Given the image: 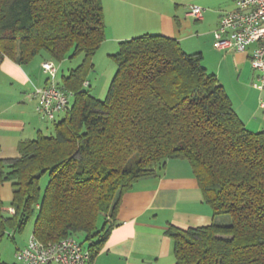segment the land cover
<instances>
[{"label":"trees","instance_id":"1","mask_svg":"<svg viewBox=\"0 0 264 264\" xmlns=\"http://www.w3.org/2000/svg\"><path fill=\"white\" fill-rule=\"evenodd\" d=\"M105 39L102 0H0V63L84 54L63 76L74 101L55 135L23 140L18 157H0V187L12 183L14 209L5 212L0 195V242L35 218L32 235L45 244L84 233L92 264L123 195L169 159H186L214 216L232 221L170 225L176 264H264V130L245 125L200 52L160 34L120 42L108 96L97 98L84 82Z\"/></svg>","mask_w":264,"mask_h":264},{"label":"crops","instance_id":"2","mask_svg":"<svg viewBox=\"0 0 264 264\" xmlns=\"http://www.w3.org/2000/svg\"><path fill=\"white\" fill-rule=\"evenodd\" d=\"M102 3L106 39L96 50L94 63L116 54L120 42L126 39L145 34L175 38L186 52L203 55L205 67L216 74L245 125L253 131L264 130V109L259 105L264 95L258 73L251 64L257 44H251L246 51L218 50L214 46V30L221 17L234 9V0H102ZM192 5L204 8L201 19L189 14ZM46 59L47 56L38 55L20 64L5 57L0 63V157L5 160L18 157L19 143L44 134L48 127L32 94L35 86L49 82L42 69ZM72 69L58 79L61 86L63 76ZM86 81L91 86L89 77ZM64 114L58 113V120ZM0 195L3 210L12 213L11 182L2 184ZM116 218V226L92 264H176L173 241L167 233L170 225L187 229L214 220L219 222V216H214L212 207L204 200L186 159H169L159 175L137 181L123 195ZM27 244L24 241L18 249Z\"/></svg>","mask_w":264,"mask_h":264},{"label":"built area","instance_id":"3","mask_svg":"<svg viewBox=\"0 0 264 264\" xmlns=\"http://www.w3.org/2000/svg\"><path fill=\"white\" fill-rule=\"evenodd\" d=\"M234 1V9L221 17L214 30V46L218 50L246 51L251 44L256 43L251 64L258 73L264 95V0ZM203 12L204 8L199 5H192L189 9V14L198 19L203 17ZM42 69L48 75L49 82L44 86H35L32 94L37 99V110L42 118L54 120L58 113L68 110L73 94L57 82V62L46 59L42 62ZM84 85L89 86V82L85 81ZM259 105L264 108V96ZM89 256V250L73 236L45 244L32 235L27 246L16 252L18 260L25 264H87Z\"/></svg>","mask_w":264,"mask_h":264},{"label":"rangeland","instance_id":"4","mask_svg":"<svg viewBox=\"0 0 264 264\" xmlns=\"http://www.w3.org/2000/svg\"><path fill=\"white\" fill-rule=\"evenodd\" d=\"M84 59V54L80 53L74 57L67 58L63 60L62 62L57 63L59 67V75L57 77L58 79L62 78V74H66L71 68L77 67ZM93 67L89 72V80L92 82L91 86H87V90L93 93L97 98L99 99H106L108 96L113 78L117 72L118 64L115 58L112 56L103 60H99V63H94L93 61ZM236 83V82H235ZM74 101V96L71 98V104ZM57 116L55 120H46L48 127L44 130V135H55V121H58ZM49 173H45L41 177V186L42 188H45L48 181H49ZM7 183V182H5ZM219 222L220 223H229L232 221V218L228 214L220 215L219 216ZM35 218H32L28 224L25 226L24 230L21 231H12L10 230L6 235L2 238L0 242V253L2 256V259L7 264H25L24 262L18 260L16 257V252L18 247L22 246V243L24 241L30 240L33 234V224H34ZM218 222V221H217ZM102 223V218L99 220V225ZM12 234V236L10 235ZM13 237V238H12ZM77 238L85 242L86 246H88V241H85V234L82 232H79L77 234ZM23 248V247H22Z\"/></svg>","mask_w":264,"mask_h":264}]
</instances>
